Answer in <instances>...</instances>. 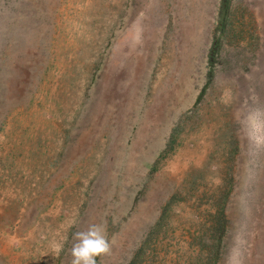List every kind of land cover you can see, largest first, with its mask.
I'll return each instance as SVG.
<instances>
[{
  "label": "rangeland",
  "instance_id": "obj_1",
  "mask_svg": "<svg viewBox=\"0 0 264 264\" xmlns=\"http://www.w3.org/2000/svg\"><path fill=\"white\" fill-rule=\"evenodd\" d=\"M92 224L97 264H264V0H0V264Z\"/></svg>",
  "mask_w": 264,
  "mask_h": 264
},
{
  "label": "clouds",
  "instance_id": "obj_2",
  "mask_svg": "<svg viewBox=\"0 0 264 264\" xmlns=\"http://www.w3.org/2000/svg\"><path fill=\"white\" fill-rule=\"evenodd\" d=\"M73 239L75 242L69 250L70 264H97V257L111 252V244L103 225L92 224L87 230L74 233ZM62 250L63 243H57V253Z\"/></svg>",
  "mask_w": 264,
  "mask_h": 264
}]
</instances>
